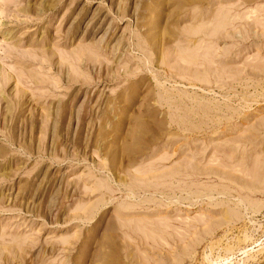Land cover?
Returning a JSON list of instances; mask_svg holds the SVG:
<instances>
[{
    "label": "rangeland",
    "instance_id": "374dc122",
    "mask_svg": "<svg viewBox=\"0 0 264 264\" xmlns=\"http://www.w3.org/2000/svg\"><path fill=\"white\" fill-rule=\"evenodd\" d=\"M0 264H264V0H0Z\"/></svg>",
    "mask_w": 264,
    "mask_h": 264
},
{
    "label": "bare ground",
    "instance_id": "6f19581e",
    "mask_svg": "<svg viewBox=\"0 0 264 264\" xmlns=\"http://www.w3.org/2000/svg\"><path fill=\"white\" fill-rule=\"evenodd\" d=\"M252 165V164H251Z\"/></svg>",
    "mask_w": 264,
    "mask_h": 264
}]
</instances>
